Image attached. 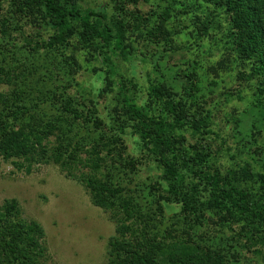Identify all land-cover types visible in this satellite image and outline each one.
Masks as SVG:
<instances>
[{"label":"rangeland","instance_id":"374dc122","mask_svg":"<svg viewBox=\"0 0 264 264\" xmlns=\"http://www.w3.org/2000/svg\"><path fill=\"white\" fill-rule=\"evenodd\" d=\"M83 1L91 8L102 5L111 9L114 15L119 11L113 6L118 5L150 20L149 28L129 30L126 41L137 51L135 63L127 72L119 63L115 73L128 75L136 85L133 95L137 105L177 142L174 145L182 158L197 156V164L205 165L200 167L207 174L224 178L239 190H251V199L260 202L263 191L254 193L253 188L259 190L262 185L264 190V182L253 184L246 176L264 167V60L258 57L255 61V55L248 59L239 53L238 32L223 7L205 0H139L134 6L129 0H117L112 6L108 5L111 0ZM17 22L20 32L0 36V54L6 58L9 52L22 55L23 64L12 63V59L8 62L17 67L16 73L28 74L30 65L42 69L50 63L53 68L35 78V87L43 90L37 95L39 91L31 87L37 93L32 99L61 96L85 108L94 106L103 117L110 101L103 52L79 43L75 37L46 48L43 44L49 31L35 35L28 23ZM125 22L130 18L125 17ZM149 82L165 96L150 97ZM10 90L12 87L5 84L0 87L2 92ZM193 120L198 124L203 120L205 127L194 130ZM122 139L126 158L132 163L128 173L134 174L133 180L139 184L140 202H151L152 206L156 199L157 204L163 202V194L152 196L154 191L147 189L151 182L156 185L162 181L156 162L162 151L153 154L141 146L131 127ZM182 158L178 156V164ZM11 199L24 220L35 221L43 229L46 264H107L114 222L107 211L91 203L84 187L67 178L58 166L41 162L26 173L0 157V206ZM163 206L162 218L148 226L152 233L190 238L223 254L226 264H264L255 247L242 246L237 233L230 231L240 221L236 212H226L225 218L208 214L196 218L182 213L175 203Z\"/></svg>","mask_w":264,"mask_h":264},{"label":"trees","instance_id":"16d2710c","mask_svg":"<svg viewBox=\"0 0 264 264\" xmlns=\"http://www.w3.org/2000/svg\"><path fill=\"white\" fill-rule=\"evenodd\" d=\"M116 1L111 0L108 5L112 6V2L116 5ZM138 1L129 0L133 6ZM205 2L223 7L238 32L239 53L248 59L255 55V61L258 57L264 60V0ZM117 6H113L119 11L114 15L102 5L88 7L83 0H0V36L20 32L17 21L21 20L28 23L32 34L50 32L43 44L46 48L62 45L75 37L79 43L102 51L110 94L103 117L96 113V107L85 108L84 104L61 96L32 99L37 91L40 95L43 90L35 87V78L43 70H53L50 63L42 69L30 65L28 74H21L15 72L16 66L9 64L11 59L12 63L23 64L21 54L9 52L8 58L0 54V64L3 63L0 87L4 84L12 87L10 91H0V157L11 161L16 169H25L26 173L33 164L50 162L67 178L77 180L87 191L91 203L107 211L114 222V236L109 239L106 251L107 264H226L223 254H217L215 249L199 246L189 241L190 238L174 239L170 233L167 234L170 238L159 237L148 229L162 218L163 205L173 203L185 215L196 218L204 214L225 218L226 212H236L240 221L233 227L236 230L230 231L237 233L238 239L244 242L242 246L251 245L264 257L262 185L259 190L253 188L254 193L263 191L261 201L256 203L251 199V190H239L224 178L207 174L200 167L206 166L197 164V156L182 158L179 147L174 145L177 142L137 105L133 95L136 85L128 75L115 73L119 63L126 66V72L135 63L137 51L126 41L129 30L150 27L147 17ZM125 17H129L130 22H125ZM31 87L37 89L35 93ZM147 89L150 97L165 96L152 83ZM167 103L172 105L170 100ZM194 121L191 122L194 130L205 127L203 120L199 124ZM129 127L138 136L141 146L153 154L162 151L156 160L162 181L157 187L151 182L147 189L154 191L152 196L162 197L163 194V202L157 204L156 199L153 206L151 202H140L139 184L133 180L136 176L128 173L132 172V163L126 158L122 138ZM178 156L183 159L181 164L177 163ZM246 178L253 184L257 180L258 184L264 182V167L262 171L249 172ZM43 238V229L37 222L20 216L15 200L3 202L0 206V264H46Z\"/></svg>","mask_w":264,"mask_h":264}]
</instances>
